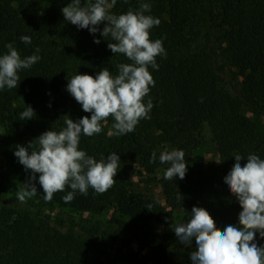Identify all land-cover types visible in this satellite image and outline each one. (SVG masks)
I'll return each mask as SVG.
<instances>
[{"label": "trees", "instance_id": "obj_1", "mask_svg": "<svg viewBox=\"0 0 264 264\" xmlns=\"http://www.w3.org/2000/svg\"><path fill=\"white\" fill-rule=\"evenodd\" d=\"M71 2L0 0V56L7 54L6 45L12 43L21 59L33 54L41 57L30 68L18 70L16 88L0 90V125L7 124L8 134L21 146L27 147L45 131L62 130L67 118L76 122L91 117L67 90L73 75L95 77L107 68L116 76L120 63H132L124 54H114L108 48V43L114 41L101 35L106 22L92 34L65 20L62 8ZM81 2L83 6L87 0ZM142 3L151 5L146 15L161 21L149 30L150 39H162L166 51V56L156 57L158 70L148 67L155 81L143 100L145 104L149 98L153 102L150 118L140 120L133 132L111 136L102 121L99 134L81 135L79 150L97 161L115 152L119 161L132 160L143 172L154 174L169 167L159 161L165 150H157L158 145L166 143L172 150L184 151L185 178L177 176L163 183L165 204L161 205L128 191L117 169L116 182L106 192L97 193L89 187L87 195L77 191L74 199L65 203L62 197L71 191L70 187L54 193L46 202L36 173V196L41 204L77 213L110 211V219L101 228V222L83 218L75 224L78 233L62 232L43 217L3 207L0 264H108L91 257L98 236L135 241L141 254L139 264H192L190 253L196 250L195 240L191 245L180 243L168 226L173 211L179 210L182 223H186L193 206L202 207L220 230L239 225L242 208L224 178L236 154L244 158L241 166L247 163L249 154L264 159V128L242 113L245 108L264 118V0H116L110 12L119 15L129 9L138 11ZM210 31L218 33L221 56L241 79L235 92L221 86L222 67L210 45ZM25 35L31 37V44L21 41ZM14 103L21 105L10 113ZM26 105L35 115L20 120ZM105 121L114 131V118ZM204 122L219 160L209 165L208 173L201 174L192 155L198 146L196 132ZM153 151L157 159L150 163ZM15 162L28 182L31 170H26L17 157ZM149 205L152 207L147 209ZM156 224L162 225L161 231ZM253 242L264 246L259 232Z\"/></svg>", "mask_w": 264, "mask_h": 264}, {"label": "clouds", "instance_id": "obj_2", "mask_svg": "<svg viewBox=\"0 0 264 264\" xmlns=\"http://www.w3.org/2000/svg\"><path fill=\"white\" fill-rule=\"evenodd\" d=\"M115 4L116 0H87L82 6L81 0H72L62 8L65 20L92 34L100 31L97 26L106 22L101 35L110 36L114 41L108 43V48L114 54H124L132 63H120L116 76L103 68L95 77L76 74L69 79L67 90L91 117L85 116L76 122L67 118L62 130L45 131L27 147L17 145L14 155L26 170H31L28 182L16 193L21 203L37 195L36 173H39L38 182L46 202L66 187L71 191L62 197L65 203H70L77 191L87 195L89 187L97 193L106 192L116 182L119 156L113 152L97 161L79 150L81 135L99 134L101 122L110 116L115 121L110 136L133 132L140 120L150 118L153 102L151 98L147 104L143 100L155 81L148 67L158 70L156 57L166 56V51L162 39H150L149 30L161 21L145 14L151 10L148 3H142L138 11L129 9L119 15L110 12ZM20 39L26 44L32 42L26 35ZM94 42L98 44L100 40ZM6 47L7 54L0 56V90L16 88L20 79L18 70L28 69L41 59L37 54L21 59L12 43ZM39 51L36 48V53ZM34 115L32 107L26 105L19 119H32ZM234 158L235 163L224 181L242 208L239 225H227L220 230L206 209L193 206L190 220L174 228L181 244L191 245L195 240L196 250L190 253L192 264H264V246L253 242L257 232L264 238V159L249 154L247 163L241 166L244 158L239 154ZM156 159L153 151L149 162L154 163ZM159 161L169 165L165 179L185 178L187 164L183 150L162 151Z\"/></svg>", "mask_w": 264, "mask_h": 264}, {"label": "rangeland", "instance_id": "obj_3", "mask_svg": "<svg viewBox=\"0 0 264 264\" xmlns=\"http://www.w3.org/2000/svg\"><path fill=\"white\" fill-rule=\"evenodd\" d=\"M210 34L212 37L210 45L215 49L218 56V65L222 67L221 86L230 93L235 92L241 79L235 76V68L231 67L221 56V47L217 39L218 33L210 31ZM19 105L21 103H14L9 108L10 113L17 109ZM242 113L255 122L260 129L264 128L263 117L255 115L245 108ZM103 124L109 134L110 130L106 121H103ZM196 138L198 146L194 150L192 158L196 162L198 172L206 174L209 165L219 160L206 122L196 132ZM17 145H21V143L8 134L7 124L0 125V209L4 207L29 212L35 218L37 216L43 217V220L62 232L72 230L78 233L79 229L75 224L83 218L99 221L101 222V228H104L103 226L110 219V211L99 214L77 213L67 208H60L57 205H43L39 202L37 196L28 198L26 202L21 203L17 199L16 193L27 181L21 169L16 167L14 152L17 150ZM163 149L172 151V148L166 143H162L157 147L159 151ZM119 164L118 169L128 191L148 196L161 205L165 204L163 183L167 179L164 178L165 171L163 169H158L154 174H147L132 160H120ZM180 223H182L181 212L179 210L173 211L168 221L169 228L174 232V228ZM156 228L161 231L162 225L156 224ZM91 257L93 260H102L108 264H139L141 254L139 253L138 244L135 241H130L127 237L111 239L106 236H98L96 238V248Z\"/></svg>", "mask_w": 264, "mask_h": 264}]
</instances>
